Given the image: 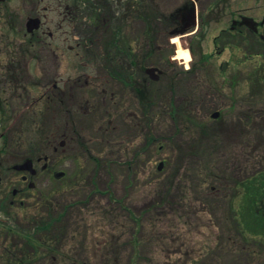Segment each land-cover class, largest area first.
<instances>
[{"label": "rangeland", "instance_id": "rangeland-1", "mask_svg": "<svg viewBox=\"0 0 264 264\" xmlns=\"http://www.w3.org/2000/svg\"><path fill=\"white\" fill-rule=\"evenodd\" d=\"M182 1L164 0L162 7L172 11ZM195 1L201 13L207 6L205 0ZM210 3L211 6L216 4L213 0ZM232 4L231 10L238 19L245 15L261 21L264 0H232ZM28 5L25 22L29 16L37 14L32 0H28ZM79 6L81 10L80 0ZM40 13L43 15L42 11ZM48 16L52 22L57 15ZM79 16L82 19L85 15ZM228 23L226 18L212 20L204 39L198 35L199 30L198 36H175L184 49L191 50V58L186 61L176 58L178 41L166 40L162 35L157 40L158 48L152 53L153 44L142 40L148 28L143 23L133 22L127 27L126 41L131 43L136 64L126 55L121 70L130 68L139 72L136 86L142 88V97L128 96L124 102L118 95L99 97V102L93 100V106L82 100L85 106L82 109L63 105L55 111L44 110L46 114L42 115L40 112L46 109L43 103L41 111L38 107L25 109V123L21 122L23 110L15 109L12 129V138L16 140L15 159L37 151L48 158L35 164L38 173L29 180L34 183L31 194L18 196L14 204L10 203L11 193L7 200L2 197L9 178H6L8 174L4 177L0 174L3 180L0 184V262L13 264L21 257L18 254L24 253V256L33 255L36 261L33 264H52V257L60 261L65 252V264L79 263L84 257L107 264H135L137 257V264H152V259L154 264L156 254L161 251L157 234L170 228L185 234L193 231L199 240L203 235L209 236L212 243L217 244V235L226 228H220L223 223L219 228L215 224L226 220L231 199L234 198L235 203L242 199L236 182L264 170L263 115L255 121L242 118L252 92L244 78L245 72L240 75L237 71L238 68L247 71L248 61L241 63L242 55L238 50L222 52L212 41ZM47 26L46 23L35 35L27 33L25 25L21 29L0 28L2 42L16 45H12L14 55L25 45V71L28 72H25V83L35 87L33 95L39 96L45 88L53 86L56 70L62 71L63 77L56 76L61 87H64L62 80L89 72L91 79L111 82L105 60L107 50L101 53L102 57L92 60L86 50L80 51L79 56L66 45L56 50L55 43L60 39L69 38V42L75 43L72 33H68L67 24L62 28ZM80 28L81 23L79 31ZM103 31L96 33L98 38H106ZM107 36L112 38L109 33ZM151 66L163 71L160 80L154 81L146 73V68ZM49 72L51 77L47 76ZM236 72L240 78L232 86V79L227 76ZM40 80L49 82L48 86L37 88ZM99 87L105 88L104 85ZM263 94L262 90L261 95L255 94L257 100ZM215 111L220 112L218 117H213ZM69 115L72 125L67 135L58 139L65 140V146L57 142L63 150L55 151L54 141L46 146L44 141L37 143L36 131H41L45 125L46 129H51L55 124L53 120L57 123L62 120L66 125L65 117ZM99 124L103 127L99 130L100 136ZM51 134L48 137L54 140ZM31 146L36 147L31 151ZM46 162L53 163V168L61 173L59 177L41 170ZM12 178L19 180V187H27L21 182L20 172H14ZM114 198L120 199L121 204L114 202ZM48 223L51 225L47 229L40 228ZM62 226L66 231L59 230ZM109 232L114 234L116 249L113 253L104 249L102 243L97 246L98 241L110 237ZM26 233L33 234L37 240L54 243L55 249L61 245L62 251L43 252L33 246ZM55 234L59 235L58 244L54 242ZM209 243L205 238L201 247ZM167 248L172 249L171 239L167 241ZM219 253L216 248L209 255L219 259ZM12 255L18 256L8 258Z\"/></svg>", "mask_w": 264, "mask_h": 264}, {"label": "flooded vegetation", "instance_id": "flooded-vegetation-1", "mask_svg": "<svg viewBox=\"0 0 264 264\" xmlns=\"http://www.w3.org/2000/svg\"><path fill=\"white\" fill-rule=\"evenodd\" d=\"M33 1V10L37 13L34 16H29L25 22V9L29 7L28 0H0V28H18L21 29L24 25L27 27V22L31 17H39L41 20L39 31L42 27L48 24V28L55 26L56 28H62L65 24L68 27V33H72V39L75 43L69 42V38L60 39L59 42L55 43L56 50H61L62 46L66 45V48L70 52L75 51L76 55H80V51H87L89 59H98L101 56V53L107 50V54L110 53L111 56L116 59V53L120 54L118 56L120 61H124L126 58V50H131V43L128 47L125 48V42L127 38V27L133 22L143 23L145 27L150 28L149 33L145 31L143 33L142 40H147L153 44L151 49L154 53L155 48L157 49V40L160 35L164 36L166 40L172 39L174 42L175 36L189 37V36H200L203 39L206 35V29L208 24L212 20L218 21L222 18L229 20L228 26L223 27L221 31L214 36L212 41L214 44L219 47L223 44H236L237 43V28L240 27V30L245 29L244 36L247 37L246 45L252 47L254 43H261L263 47V58H262V70L264 72V14L261 21L253 19L251 16L241 15L240 19L237 18L236 12L231 10L232 0H223L222 5L220 0H213L216 4V8L209 4L210 0H205L204 9L201 13L199 12V6L195 0H184L181 4L168 11L166 7H162L164 0H105V3L98 6H92L90 0H85L87 5H82L80 10L79 0H32ZM81 4L83 3L82 0ZM98 3V2H97ZM149 3V5H148ZM91 5V6H90ZM84 7V8H83ZM107 8L114 10L117 13L116 22H109V20L101 17L97 22L91 18L93 12L95 11H105ZM195 8L197 9V22L195 23ZM80 10V11H79ZM40 11L43 12V15H40ZM86 18H80L78 16L79 12H86ZM106 12V11H105ZM130 13V15H127ZM48 14H56L57 16L53 18L52 22H49ZM144 15V19L141 18V15ZM233 16V17H232ZM230 18V19H229ZM201 20V23H200ZM203 21V22H202ZM207 21V22H206ZM50 23V24H49ZM80 23L82 28L79 31ZM202 24V25H201ZM104 30L102 35L106 33V38H98L96 33L100 30ZM198 35L196 33L198 32ZM44 33V31L42 32ZM107 33L112 35V38H108ZM51 35V34H50ZM111 41H115L116 45H111ZM40 42V41H39ZM3 45L5 47L3 48ZM11 42L6 41L2 42L0 39V174L3 177L9 178L8 183L4 184V189L1 194L5 200L8 199L10 193L12 196L10 203H15V198L22 195L23 197L30 195L29 191L34 187V183L29 180L34 177L38 170L35 168V164L41 163L42 159H47L48 157L41 155V151L34 152L31 157L29 155H22L21 158L15 159L14 156V141L12 138L13 133V122L15 109L20 108L23 110L21 112L22 120L21 122L25 123V109L30 107L35 110V107H38V110L43 109V103H46V107L53 108L54 111L60 109L61 106L73 107L76 109H82L85 106L81 104V101L84 100L86 105L93 106V100L99 102V97L102 99L109 97L110 95H118L119 100L124 99L128 96L135 95L136 97H142V88H137L136 81L138 84L139 72H134V79L125 80L124 74L125 71H109L107 72L109 81L98 82L91 79V72L78 75V77L70 80H62L64 87L58 83L56 76H61L59 70L54 71L55 82L53 86L49 89L45 88L39 96L33 95V90L35 87H30V85L25 83V45L22 46L21 50L17 51L14 55L13 47ZM62 45V46H61ZM130 47V49H129ZM84 49V50H83ZM189 53L191 50L188 49ZM113 52V54H112ZM249 67L251 72L256 66L254 62L253 51L249 52ZM191 55V54H190ZM102 57V56H101ZM131 59V57H130ZM169 60V57L167 58ZM136 57L134 56L132 64H136ZM107 67L113 66L115 63H108ZM57 64V63H56ZM50 71V70H49ZM121 73L123 76L121 79L116 78L115 74ZM28 74V72H27ZM70 76V74H68ZM162 73L159 75V78L154 81H158L161 78ZM48 77H51L50 72L47 74ZM85 78L84 80L82 78ZM28 80V79H27ZM40 83L37 88L46 87V84L43 81H38ZM102 83V84H100ZM97 85V86H96ZM104 85L105 88H100L99 86ZM110 85L111 89H108ZM33 86H36L34 84ZM122 87V88H121ZM118 88V89H117ZM47 89V90H46ZM121 89V91L119 90ZM264 92V83L262 86ZM128 95H124L128 92ZM138 93V94H136ZM37 105V106H36ZM90 108V106H89ZM19 114V113H18ZM262 120H264V109L262 112ZM65 125L62 123V120L59 122V125ZM72 125V119L69 115V119L66 121L65 130L58 132L60 128L58 127L55 130L53 138L57 141L59 138H63L67 135L69 127ZM102 124H99V127ZM100 127L99 129H101ZM24 135V134H23ZM11 137V138H10ZM23 140V139H21ZM65 142V140H62ZM264 143V139H263ZM60 144V143H59ZM59 144L54 148L55 151L59 150ZM60 150H63L60 149ZM31 158L33 161L34 172L31 174L30 170L28 171H18L14 169L16 164H20L27 159ZM41 170H47L54 176H59L58 171L53 168V163H43ZM14 172L21 173V182L26 183L27 187H19L20 184L17 178L13 180V174L9 173ZM32 175V176H31ZM3 180L0 177V184ZM18 185V187H16ZM28 188V189H27ZM16 190V191H15ZM23 199V198H21Z\"/></svg>", "mask_w": 264, "mask_h": 264}, {"label": "trees", "instance_id": "trees-1", "mask_svg": "<svg viewBox=\"0 0 264 264\" xmlns=\"http://www.w3.org/2000/svg\"><path fill=\"white\" fill-rule=\"evenodd\" d=\"M105 11H95L93 12L91 18L94 20V22H97L102 16H107L110 21L113 20V17L117 18V16H113V14L109 11V8H107ZM127 15H130V13H127ZM143 16L144 15L142 14V19H144ZM148 30H150V28H148ZM246 39L247 37H243L242 35H238L237 38L236 48L242 55V59H240L241 63L247 62L250 51H253L259 56L262 55L263 47L261 43L256 42L254 46L249 47L248 45H246ZM111 45H116V42L111 41ZM126 54L133 60L134 56L132 55L131 50H128ZM115 55H117L116 59H114L110 53L106 54L105 57L108 60V63H115L113 66L111 65L109 69L120 72L118 70L121 69V65L118 64V56L120 54L116 53ZM237 72L238 74L240 73V75L242 74V72H245L244 78L249 82V85L251 87L250 93L252 92L251 94H249L250 100L248 99V102L250 103L246 105V109L242 112V118L246 117L255 121L259 116L262 115L264 109V94L262 89L264 83V73H262V62L261 60L256 62V66L254 67L252 72L251 70L245 71L244 68H238ZM237 72L235 73V75L231 76L232 86H234L240 78V75L238 76ZM133 75V71L131 72L130 70H127L124 74V79H133ZM115 76L119 79L123 77L121 73H117L115 74ZM257 88H259V90H257ZM261 90L263 95L260 97V99L257 100L255 94L258 96L261 95ZM258 106H260V108H258ZM257 109L258 111H256ZM53 122H55V124L51 125V129H46L45 125L41 127V131H36L39 134L38 139L36 140L38 144L44 141V146H46L53 141L56 142L55 139L51 140L48 135L50 133H53L51 135H54L55 130L58 127H65L62 124L59 125V123L54 120ZM42 124L43 123H41L40 126ZM102 129L103 127L101 129L98 128L97 130L99 136L101 133L99 132V130ZM35 147L36 146H31V151L35 149ZM238 188L240 189L239 193L242 196V199L240 201L241 204L235 203L234 198L231 199L230 203L227 206V212L230 213L227 214L226 220H224V222H217L220 223L218 225V228L222 223L223 224L220 226V228H226V231H223L219 233V235H217V244H213L211 238L209 236H206L205 238H208L209 242H211L212 244H204L203 247H201L205 238L202 241H196L194 243V238L192 235H189L188 233L185 235L184 232L172 230L171 228L166 229L164 230L165 232H159L157 234L159 240L158 245L161 251L156 254L158 258L155 260L154 264H264V204L261 203L264 198V171L257 172L253 177H249L246 180L239 181ZM260 205H262V208L260 207ZM49 226L50 225L48 224L45 225L46 228H48ZM109 234L110 237L106 238L107 240L103 239L100 242L103 244L104 249H109V251L113 253L115 252L116 247H114L113 243V233L109 232ZM57 238L58 236L54 235V239L57 240ZM164 238H166L168 242L171 239L172 249L167 248V241H165ZM194 244L197 245L196 248H194ZM186 246H188V248ZM184 248L186 250H184ZM216 248L220 250L219 259L216 256L213 258V255H209V252ZM18 255L24 256L25 254L19 253ZM18 255H12L8 258H13ZM27 258L28 257L25 256V258L23 259H16V262H18L19 260V262L21 263L25 260V262L29 264L33 263L28 262L26 260ZM84 258L85 260L83 262H90V258ZM143 260L145 259L143 258ZM150 261L153 264L154 260L152 259ZM93 263L100 264L102 262L95 261ZM0 264L6 263L0 262Z\"/></svg>", "mask_w": 264, "mask_h": 264}, {"label": "water", "instance_id": "water-1", "mask_svg": "<svg viewBox=\"0 0 264 264\" xmlns=\"http://www.w3.org/2000/svg\"><path fill=\"white\" fill-rule=\"evenodd\" d=\"M39 26V19L38 18H32V19H30V21L28 22V29L30 30V31H32L33 30V28L34 27H38ZM150 71H154V69H150ZM217 114V113H216ZM215 114V115H216ZM16 168H18V169H32V162L30 161V160H28V161H26V162H24V163H22V164H18V165H16L15 166ZM34 172V171H33Z\"/></svg>", "mask_w": 264, "mask_h": 264}, {"label": "bare ground", "instance_id": "bare-ground-1", "mask_svg": "<svg viewBox=\"0 0 264 264\" xmlns=\"http://www.w3.org/2000/svg\"><path fill=\"white\" fill-rule=\"evenodd\" d=\"M176 42L178 41V49H177V53H176V57L178 59H183L188 61L190 59V53L187 49H184L181 45V43L179 42V39H175Z\"/></svg>", "mask_w": 264, "mask_h": 264}]
</instances>
